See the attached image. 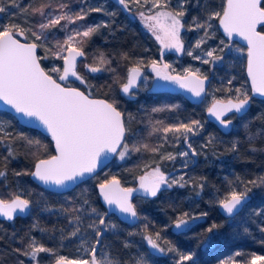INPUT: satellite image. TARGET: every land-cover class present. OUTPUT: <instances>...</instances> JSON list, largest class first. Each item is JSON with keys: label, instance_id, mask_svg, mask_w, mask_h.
Masks as SVG:
<instances>
[{"label": "trees", "instance_id": "trees-1", "mask_svg": "<svg viewBox=\"0 0 264 264\" xmlns=\"http://www.w3.org/2000/svg\"><path fill=\"white\" fill-rule=\"evenodd\" d=\"M193 1L197 2L198 0ZM210 5L211 3L207 0H199L198 6L192 8L186 17H181L185 27L183 40L188 50L194 44L193 21L198 17L200 23L207 25ZM225 6L226 0H218L214 8L222 13ZM112 10L116 17L110 22L112 34L97 37L87 45L85 51L87 63L102 67V71L83 72L82 68L77 67L78 74H82L86 83L82 84L77 79L61 82L66 86L80 88L85 93H90L92 97L105 98L110 102H115L116 107L125 115L128 129L125 142L128 143L129 148L133 144H148L149 149L157 147L160 143L159 136L163 134L153 130L161 127L156 124L157 121L162 122L163 126H167L181 121L187 123L195 119L204 122L207 135L211 136L208 145L213 147V150L209 148L207 152L211 154L215 150L219 155L229 156L235 171L245 181L264 177V151L260 150L264 149V99L253 97L250 89L248 92L251 101L249 111L241 116L233 114L231 118H235L236 126H233L229 133H225L217 124L208 119L207 110H200V104H192L181 94L157 95L152 91L141 94L139 86L136 93L128 96L123 95L121 88L127 82L129 69L141 67L151 70L153 60L160 58L163 63H168L173 59L166 60V57L159 55L161 44L153 32L144 28L139 19L119 7L112 8ZM260 30L264 32V25L260 27ZM217 37L226 40L229 44L238 45L244 50V55H239L237 58V72L250 85L246 74L247 47L226 38L221 32L219 24ZM231 55L228 52L226 57H231ZM101 56L106 61L103 65H100L99 62ZM184 61L185 64L191 63L188 57H185ZM42 65L48 74L60 81L58 76L61 75L62 65H59L61 71L54 73L48 71L44 63ZM205 75V77H211L212 81L215 80V74L210 66ZM231 97L232 95L229 93H222V98L225 100ZM154 108L163 110L154 112L152 111ZM0 114L8 116L19 128L10 133V139H6L3 144H0V171L5 173L0 177V196L2 199L11 200L15 195H19L24 199L31 200L33 208L32 213L28 216H19L12 221L0 219V264H20L21 261L23 264H34L27 256L16 251V249L30 251L27 248L30 238L39 240L41 245L46 248L55 249L57 255H63L69 259H90L89 253L87 251L80 253L79 247L74 242H69L73 244L72 248L68 246L63 248L60 241L56 240L55 243L53 240H47V236L60 235L61 231L72 228L73 223L76 222L74 216H80L83 222L96 220L95 215L86 214L90 213L91 208H96L101 214H106L105 218L108 217L105 219L106 223L110 222L116 225L110 235L107 233L104 235L98 257L107 252L111 258L119 260L121 264H135L136 259L143 254L147 256L144 258L146 264H178L179 256L176 252L154 253L149 246L148 253L143 247L140 251L137 250L136 244L139 242L133 240L134 236L139 233L147 235L155 232L164 234L163 239L169 241L170 245H174L180 252L194 254L193 260L187 264H249L253 255L264 256V243H262L264 232L260 231V228L264 227V186L254 187L249 184L258 193V196L254 197L249 192L244 208L231 218H226L220 213L217 198L209 189H204L206 202L202 205V209L206 211L207 216L194 222L193 213L186 200L179 193L173 190L166 191L164 188L155 198L138 196L133 200L140 219L137 224L130 225L115 214L108 216V210L101 201L98 186L113 177L120 179L126 187L137 186L140 182H138L139 176L146 173V171H141L142 166L148 162L152 151L143 149L140 152L130 151L131 157L126 161L125 167L113 168V161L105 170L83 182L73 191L58 194L36 184L30 175L39 159H46L55 154L51 138L37 129L22 126L17 118L8 112L0 111ZM129 114L133 117L131 121L127 119ZM257 133L260 135H256ZM21 134L32 140H39L41 146H29L25 140L20 139ZM249 136H256V138L249 141ZM233 143L237 145L238 149L235 152L230 151ZM9 144L14 149V157L8 156L7 145ZM253 148L257 150L253 151ZM209 160L211 161L209 158L205 161L202 158L199 160L197 156V163L190 165L191 167L184 172L187 173L189 179L209 181L214 189L228 194L229 189L217 176L216 170L213 172ZM171 165L172 162L161 164L166 173L175 170ZM176 172H183V170H176ZM16 173L27 174L16 175ZM226 174L231 175L228 171ZM146 200L156 202L158 210L150 207L145 202ZM250 201L256 203L247 207L246 205ZM81 208L85 212L74 213L71 211ZM183 213H188L191 227L183 233L176 232L173 229L174 221ZM234 218H238L237 222L231 223L230 221ZM257 220L260 224L255 223ZM146 224L147 229H145ZM213 224L221 225V227L208 232L207 229ZM245 228L248 229V232H245ZM130 233L136 234L130 235ZM94 239L95 237H93ZM125 243L129 247H125ZM170 245L165 244L167 248ZM37 259L41 264L55 263V258L49 254H39Z\"/></svg>", "mask_w": 264, "mask_h": 264}, {"label": "snow or ice", "instance_id": "snow-or-ice-1", "mask_svg": "<svg viewBox=\"0 0 264 264\" xmlns=\"http://www.w3.org/2000/svg\"><path fill=\"white\" fill-rule=\"evenodd\" d=\"M14 6L15 0H11ZM118 2L128 7L127 0H118ZM139 3V0H135ZM148 0H145L147 3ZM153 8H167V0L161 4L160 0H151ZM45 7H52L51 4L42 5L33 8V13H38L46 22L39 23V31L28 29L31 36L35 40H48L47 30L61 26V30L67 28V24H75L76 21L85 20L86 17L93 12H105L102 7H87L81 8L78 12L71 13L64 11L68 9V4L61 3L58 5L60 14L51 15L46 14ZM6 11V5L0 4V13ZM106 15H114V13H105ZM185 12L179 11H158L155 15L144 16L141 12L140 16L152 23L148 24L149 29L156 35V39L161 42L164 48L177 52H184L183 42L180 38V31L184 27L180 17H183ZM213 17L219 18L220 25H222L224 32L229 36L238 35L247 41L248 44V75L251 77L252 91L259 96L264 97V32L257 31L258 25H264V3L262 0H227V5L221 12H214L208 16L210 21ZM61 21H66L67 24L61 25ZM207 23V22H206ZM108 25L101 22L95 25H80L77 28L68 32L64 40H57L55 44L56 51L52 52L53 56L58 57L64 61L63 72L58 76L60 81L68 80L69 76L76 77L82 84L86 83L82 76L77 73V57H84L85 52L82 46L85 43L84 38H91L102 27ZM197 28H204L205 24L198 23ZM211 27V24L207 25ZM25 29L18 24H9L7 26L0 25V100H3L18 113H23L27 117L36 118L51 134L55 140V150L57 155H51L47 159H39L35 165V171L31 172L36 180L42 182L44 185L67 187L68 182H75L78 178L84 179L86 174H92L96 171L98 163L102 155L109 153H117V149L122 147V151L118 152L120 159L123 160L130 152H140L143 150H150L152 152H159L162 145L149 149L148 144H133L129 148L125 141V135L128 132L126 128L125 115L119 111L115 102H108L102 99H91L90 93L86 94L77 88L65 87L53 79L44 68L40 65V58L37 57V48L41 45L37 43H21L17 39L18 35H24ZM207 35V33H205ZM79 38V39H77ZM197 43V47L200 43ZM223 43V41H221ZM79 45V47L77 46ZM46 51H52L46 49ZM67 55H63V53ZM187 55L192 56V51H188ZM206 56L213 57V59H222L216 57L212 51L205 53ZM46 58V57H45ZM194 59H200L199 56H194ZM100 65L106 63L103 56L99 57ZM203 63H209L208 60H203ZM90 72L96 73L102 71L100 66L85 65ZM151 67L155 71L156 76L164 81H172L178 83L182 88L188 89L196 97H200L204 93V82L207 77L201 79L190 68L185 69L186 75H171L168 69L171 65L164 63L162 66L157 61L151 62ZM53 72H60L59 68H53ZM198 71V70H197ZM140 69L133 67L129 69L127 83L122 85V91L127 94L137 85L140 77ZM238 94L235 100H228L227 103L221 100H215L208 108V113L215 117L225 129L232 124V119H225L229 112L244 113L249 105L250 97L247 92L240 88L235 89ZM173 108L178 106H171ZM161 108H154L152 111H162ZM131 121L133 117L131 114L127 117ZM156 124L161 125L159 128H154L155 132H162L164 134V141L168 140V133H179L187 141L189 134L197 135L202 130L203 125L199 120H190L189 122H179L177 124H170L163 126L162 122L157 121ZM256 135H260L257 133ZM175 136L174 139H179ZM256 136H249V141H253ZM6 139H10V134L5 133L3 122H0V144H3ZM20 139L25 140L26 143L36 146H41L39 140H32L23 134ZM188 149L191 150L192 155H196V149L189 143ZM237 145L233 143L230 151H237ZM253 151L257 149L253 148ZM264 151V149H260ZM8 156L14 157V149L11 145H7ZM183 157H188L189 152L184 151L180 153ZM7 159V157H5ZM162 160H175L176 156L168 153L161 155ZM187 166V164H185ZM27 173H16V175H23ZM5 173L0 171V177ZM237 182L243 185V191L232 189L223 199L219 200V206L224 213L232 217L239 208L243 206L248 197L251 188L249 184L254 187L264 186V177H257L255 180L244 181L240 177L236 178ZM187 181L181 176L179 180L169 179L157 167L148 176L140 178L139 189L122 188L120 182L115 177L99 185L100 194L103 200L109 205H115L120 213L127 214L134 219H140L136 206L131 202L132 193L134 191L143 190V195L156 197L161 190V186L171 188L174 184L179 187H184ZM199 188L203 190V183L199 184ZM87 203V201H85ZM32 201L29 199H22L19 195H15L11 200L0 199V216L7 220H13L17 212L26 213L30 210ZM47 210V209H46ZM68 211V210H64ZM72 212H85L83 208L72 209ZM90 215H95L96 220L90 222L87 227L92 229L95 237L89 249L86 251L90 256V264H121L119 260L113 259L107 252L103 253L101 257L97 256V245H103V240L100 239L105 235L108 229H115L116 225L110 222L106 223L105 215L101 214L96 208H91ZM207 216V213H202ZM146 219V218H145ZM77 222L76 227L70 233V236L76 237L81 232L82 220L80 216H74ZM103 226V227H101ZM174 227L177 232L183 233L187 231L191 225L189 224L188 213L174 221ZM221 225L213 224L208 228V232L219 228ZM147 229V224L145 225ZM264 232V227L260 228ZM245 232L248 229L245 228ZM136 233H130L135 235ZM66 239L67 237H63ZM147 244L151 249L158 253L165 251L176 252L179 256L178 264H184L185 261L193 260L194 254H185L180 252L170 242L164 240V244L170 246L165 249L161 246L162 237L160 232L154 234H147L144 236ZM264 243V241H262ZM125 247H129L125 243ZM27 250L16 249V251L24 256H27L31 261L36 262L40 253H48L55 258V264H89V260L85 259H69L63 255H57L56 250L46 248L43 245L37 244L35 238H30L27 245ZM239 255V253H237ZM23 264V261L20 262ZM135 264H146L143 256L136 259ZM249 264H264V256L253 255Z\"/></svg>", "mask_w": 264, "mask_h": 264}, {"label": "rangeland", "instance_id": "rangeland-1", "mask_svg": "<svg viewBox=\"0 0 264 264\" xmlns=\"http://www.w3.org/2000/svg\"><path fill=\"white\" fill-rule=\"evenodd\" d=\"M211 5L208 8L209 15L214 12H218L215 7V4L218 0H207ZM128 2V7L125 8L124 5L120 4L118 0H15V4L18 5V7L14 6L11 0H0V4L6 5V11L3 13H0V25L2 26H7L9 24H18L20 27L25 29V34H26V40L29 42H35L39 46V58L42 63H44L47 67V70L54 73L52 71L53 68H60L59 65H62V71L63 72V66H64V61L62 59H59L56 56H53L52 52L56 51L55 44L57 40H64L72 29L77 28L80 25H95V24H100L101 22L107 24V27H102L99 29L98 32H96L91 38H84L85 43L82 46V50L85 52L86 47L89 43H91L93 40H95L97 37H101L105 34H112V29H111V20H114L116 17L115 15H106L105 13H113L112 8H120V9H127L130 13L131 16H135L137 19H139L143 25L144 28L150 32H152L148 24L152 23L151 21H147L143 19L140 16V13L143 12L144 16H152L155 15L158 11H179L183 10L185 12V15L183 17H186L187 14L191 11L192 8H195L198 6L199 0L197 2L193 0H167L168 6L167 8H153L152 7V2L151 0H148L147 3H145V0H139V3H136L135 0H127ZM61 3H66L68 4V9H65L64 11H69L70 14L74 12H78L81 8H87V7H102L105 12H93L90 13L85 20H79L76 21L75 24H67L66 21H61V25L67 24V28L65 30H61V26H57L55 28L47 30L48 34V40H35L34 37L31 36L30 32L28 31L29 28H31L34 31H39L38 27H36L39 23L41 22H46V20L41 17L38 13H33L32 9L40 7L42 5H48L51 4L52 7H45L44 11L46 14H51V15H58L60 14L58 5ZM160 3L163 4L164 0H160ZM193 4V6H192ZM181 19V17H180ZM181 22L183 23L182 19ZM193 29L192 32L194 34V44L191 48H187V46L184 43L183 40V34L185 31V27H183L180 31V38L183 42L184 46V52H177L174 49L169 50L164 48V46L159 42L161 45V50H159V55L161 57H166V60H169V58L173 59L172 61L169 60L167 64L171 65V67L168 69L169 73H174V74H186L185 69H191L194 73H198L199 75L206 76L205 72H207L208 67L210 66L211 69L213 70V74H215V80L212 81L211 87L209 89V92L206 96V99L204 102H202L199 105L200 110H208V108L211 106V104L217 100V99H223L222 98V93H229L232 95L231 98H236L238 95L235 91V89L240 88L242 91L249 92L251 89V86L248 85V82L243 79V77L239 76V73L237 72L238 70V63H237V58L240 55H244V50L234 44H229L227 43L226 40L222 38L217 37L218 33V24H219V18L213 17L210 21H208V24H211V27H208L205 25L204 28H197V24L200 23V19L197 17L193 21ZM203 24V23H201ZM184 25V24H183ZM207 33V35H205ZM156 36V35H155ZM79 39V38H77ZM200 43V46L197 47V43L202 41ZM159 41V40H157ZM223 41V43H221ZM79 47V45H77ZM46 49H51L52 51H46ZM225 50H227L225 52ZM188 51H192L193 55L189 56L187 55ZM208 51H212L213 55L216 57H222V59H213V57L206 56L205 53ZM225 52V53H224ZM228 52L231 55V57H226ZM63 55H67V53H63ZM194 56H199L200 59H194ZM46 57V58H45ZM185 57H188L191 63L185 64L184 59ZM203 60H208L209 63H203ZM155 61L158 62L160 66H162L164 63L161 61V59H156ZM174 61V62H173ZM85 65H89L85 59V56L79 60L78 62V67L82 68L83 72H88L90 71L88 67H85ZM146 73V76L142 83L140 84L139 87V93L141 94H147L150 93L151 86L153 83V77L151 75V70L150 68L146 69L144 68ZM198 70V71H197ZM150 72V73H149ZM80 76L82 74L79 73ZM233 126L235 127V118H231ZM0 122H3V127L5 133H12L15 130H18L19 128L15 125V123L5 115L0 114ZM201 124L203 125L202 130L199 131V134L197 135H191L189 134L188 140L185 141L183 136L179 133H168V140L164 141L163 136L164 134H161L159 136L160 143L159 145H162L160 147L159 152H153L148 159V162L142 166L143 171H150L153 172V170L157 167L160 168V171H162L164 174H167L163 166H161L162 163L164 162H172V167L175 168V170L178 169H183L187 168L188 166L194 164L195 162V156L199 158V160L202 158L203 161L209 160L211 163L213 172L216 170L217 176H219L222 179V182L225 183V186L229 189V191H232L233 188H235L237 191H243V185L239 184L236 180L237 177H242L235 171L234 167L232 166L231 163V158L227 156L226 154H218L215 150L213 153L207 152V149H212L213 147L208 145V142L210 143V134L207 135V131L205 129V125L203 121H200ZM175 136H179V139H174ZM191 144L193 148L196 149V155H192L191 150L188 149L187 144ZM188 151L189 156L188 157H183L180 155L181 152ZM168 153H171L176 156L175 160H162L161 155H166ZM200 154V156H199ZM202 156V157H201ZM117 157V158H116ZM112 163V167H125V163L128 159H130V153H128L123 160L120 159L119 155H117ZM187 164V166H185ZM112 168V169H113ZM219 170V171H217ZM229 172L231 175H227L226 172ZM227 175V176H226ZM183 176L184 180L187 181L184 187H179V185H173L171 188H167L165 186L166 191L173 190L177 193H179L188 203V206L191 209V212L193 213L194 216V221L196 220H202L204 216L202 213H206L205 210H203L202 205L206 202L204 200V189H209L217 198L218 204L219 200L223 199L224 196L227 194H224V192L220 191L219 189H214L213 185L209 181H194L192 179H189L187 177L186 172H176L173 174L172 177L168 178L169 181L176 179L179 180V178ZM141 176L138 178V182L140 181ZM244 180V179H242ZM245 181V180H244ZM203 183L204 188L201 190L199 188V184ZM248 187H250L248 185ZM251 188L250 193L254 196L257 197L258 193ZM9 200V199H5ZM147 204H149L150 207L153 209L158 210V206L156 202H148L147 200L145 201ZM256 202H248L246 205L249 207L250 205L254 204ZM263 219V218H262ZM238 218H234L231 223H236ZM264 221V219H263ZM90 222H83L81 224V232L78 233L76 237L70 236V233L74 230L76 227V222L73 223V227L70 229H66L64 231H61L60 235H52L51 237L47 236V240H53L55 243L57 241L61 242V246L64 247H69L72 248L73 244L69 242H74L76 246L79 247V252H86V249H89L94 242L93 240V232L92 229L88 228L87 225ZM255 223H259V220ZM112 224V223H111ZM260 224V223H259ZM173 229H175L173 225ZM113 229H108L106 233L108 235L111 234ZM163 235L161 234V246L167 249L165 244L163 243ZM144 234L139 233L136 234L133 238V240H137L139 244H136L137 250L140 251L141 248L143 247L145 251L148 253L150 250H148V244L147 241L144 239ZM63 237H67L64 239ZM63 238V239H62ZM57 240V241H56ZM134 240V241H135ZM37 244H40L39 240H36ZM167 251L164 252L166 254ZM47 255L48 253H40ZM39 256V255H38ZM144 258L147 257L144 254L141 255ZM188 262L191 261H185L184 264H187ZM34 264H41L40 261L34 262Z\"/></svg>", "mask_w": 264, "mask_h": 264}, {"label": "water", "instance_id": "water-1", "mask_svg": "<svg viewBox=\"0 0 264 264\" xmlns=\"http://www.w3.org/2000/svg\"><path fill=\"white\" fill-rule=\"evenodd\" d=\"M262 2H263V0H262ZM226 5H227V0H226ZM226 7V6H225ZM262 25H258L257 26V31H260V32H263V31H261L260 30V27H261ZM219 28H220V30H221V32L224 34V36L226 37V38H228V39H231V40H233V41H236V42H238V43H240L241 45H243V46H245V47H247V54H248V44H247V41L246 40H244L242 37H240V36H238V35H233V36H231V37H229L225 32H224V29H223V27H222V25H220V21H219ZM17 39H19L20 40V42L21 43H33V42H28V41H26V34L24 33V35H18L17 36ZM36 55H37V57H39V47L37 48V51H36ZM83 57H77V67H78V62H79V60H81ZM39 62H40V65H41V67L42 68H44L43 67V65H42V63H41V61L39 60ZM139 69H140V77H139V80L137 81V85L131 90V92H133V91H135L137 88H138V86L140 85V83L144 80V78H145V71H144V69L143 68H141V67H138ZM45 70V69H44ZM77 70V69H76ZM153 70V69H152ZM46 71V70H45ZM47 72V71H46ZM154 72V75H155V80H154V82H153V84H152V91L153 92H156V93H171V94H181L182 96H184V98H186L188 101H190L191 103H193V104H201L202 102H204V100L206 99V96H207V94H208V92H209V89H210V87H211V84H212V78L211 77H207V80H205V82H204V93L200 96V97H196V96H194V94L193 93H191L190 91H188V89H186V88H182L178 83H174V82H172V81H164V80H162V79H160V78H158L157 76H156V73H155V71H153ZM48 73V72H47ZM77 73H78V70H77ZM171 75H180V74H173V73H170ZM246 74H247V77H248V80H249V84H250V86H251V90H252V84H251V77L248 75V56H247V67H246ZM50 75V74H49ZM79 75V74H78ZM184 75H186V74H183V75H180V76H184ZM196 75H198L201 79H203L205 76H201V75H199L198 73H196ZM53 77V76H52ZM53 79H55L54 77H53ZM69 79H76V77H72V76H69V78H68V80ZM57 82L58 83H61L63 86H65V87H70V86H66V85H64L61 81H58L57 80ZM127 83V82H126ZM73 88H77V87H73ZM77 89H79L80 91H83V90H81L80 88H77ZM121 92H122V94L123 95H125V96H127L128 94H130V93H127V94H125L123 91H122V88H121ZM87 94V93H86ZM252 95H253V97H255V98H260V99H264V97H262V96H259L258 94H255L253 91H252ZM90 98L91 99H102V100H107V99H105V98H97V97H92V96H90ZM219 100H221V99H219ZM229 100H235V99H229ZM108 102H110L109 100H107ZM221 101H224L225 103H227V101L228 100H221ZM212 105V104H211ZM250 107H251V101L249 100V105L247 106V110H246V112H244V113H237L238 115H244L245 113H247L248 111H249V109H250ZM118 110H119V108H118ZM0 111H4V112H8V113H10V114H12L15 118H17V120H18V122L22 125V126H25V127H28V128H33V129H37V130H39V131H41L42 133H44V134H46L47 136H49L50 138H51V140L53 141V144H54V149H55V140L52 138V136H51V134L46 130V128L36 119V118H34V117H27V116H25L23 113H18V112H16V110L14 109V108H12L11 107V105H8L6 102H4L3 100H0ZM119 111H121V110H119ZM232 113H235V112H229V113H227V115L225 116V119H226V117L227 116H229L230 114H232ZM207 117H208V119L210 120V121H212V122H214L215 124H217L219 127H220V129L223 131V132H225V133H229L231 130H232V128H233V124H231V125H229V127L227 128V129H225L224 128V126L223 125H221L220 123H219V121H217L216 119H215V117H213V116H211L209 113H208V110H207ZM126 122V121H125ZM126 128H127V126H126ZM128 133V132H127ZM127 133H126V135H125V140H126V137H127ZM125 142V141H124ZM122 148V147H121ZM121 148H118L117 149V153L118 152H120V150H121ZM117 153H109V154H107L106 156L105 155H102L101 156V158H100V161H99V163H98V166H97V168H96V171L94 172V173H92V174H86V177L84 178V179H77L75 182H68V184H67V187H63V188H61V187H57V186H54V185H52V186H49V185H44V184H42V182H39L38 180H36L32 175H31V178H32V180L36 183V184H38L39 186H41L42 188H44V189H46V190H49V191H51V192H54V193H58V194H66V193H69V192H71V191H73L74 189H76V187L77 186H79L80 184H82L83 182H86V181H88V180H90L91 178H93L94 176H96L97 174H99L100 172H102L103 170H105L112 162H113V160L115 159V157L118 155ZM58 153L56 152V150H55V154L54 155H57ZM47 159V158H46ZM38 162V161H37ZM36 162V163H37ZM36 165V164H35ZM33 171H35V167H34V170ZM143 176H148L147 174L146 175H143ZM171 176V174H169V175H167L166 177L168 178V177H170ZM117 180H119V182H120V187H122V188H133V189H139V186H140V182H139V184L137 185V186H135V187H126L122 182H121V180L120 179H118V178H116ZM165 188V186H161V190H160V192L163 190ZM98 191H99V194H100V190H99V186H98ZM159 192V193H160ZM158 193V194H159ZM158 194H157V196H158ZM138 196H140V197H144V198H149V199H151V198H155V197H151V196H147V195H143V190L142 189H140L139 191H134L133 193H132V197H131V202L133 203V200L136 198V197H138ZM22 198V197H21ZM100 198H101V201H102V203L104 204V206L107 208V210H108V215H113V214H115V215H117L123 222H125V223H128V224H130V225H135V224H137L138 222H139V219L137 220V219H134V218H131V217H129L127 214H123V213H120L119 212V210L118 209H116V207H115V205H113V206H109L104 200H103V197L101 196V194H100ZM0 199H2L1 198V196H0ZM22 199H24V198H22ZM246 202H247V199H246V201L244 202V204H243V206L242 207H240L239 208V211L238 212H236L235 214H234V216H236L237 214H239L240 213V211L244 208V206H245V204H246ZM134 204V203H133ZM32 211H33V208H32V205H31V208H30V210L28 211V212H26V213H19V212H17V214L15 215V218H17V217H19V216H28V215H30L31 213H32ZM219 211H220V213L224 216V217H226V218H231V217H229V216H227L225 213H224V211L221 209V207L219 206ZM234 216H232V217H234ZM14 218V219H15ZM107 218V217H106ZM0 219H2V220H7L5 217H3V216H0ZM13 219V220H14ZM8 221H12V220H8ZM103 227V226H102ZM176 231V230H175ZM177 232V231H176ZM105 234H106V232H105ZM104 237V236H103ZM103 237H101L100 239H102ZM97 247V253H98V251H99V248H100V245H97L96 246ZM154 252H156L155 250H153ZM55 264V263H54ZM89 264H90V261H89Z\"/></svg>", "mask_w": 264, "mask_h": 264}, {"label": "flooded vegetation", "instance_id": "flooded-vegetation-1", "mask_svg": "<svg viewBox=\"0 0 264 264\" xmlns=\"http://www.w3.org/2000/svg\"><path fill=\"white\" fill-rule=\"evenodd\" d=\"M124 11L126 12V13H129V11L127 10V9H124ZM130 14V13H129ZM160 42V41H159ZM144 69V68H143ZM144 71H145V69H144ZM151 75H152V77H153V82H154V80H155V75H154V72H153V70L151 69ZM146 71H145V76H146ZM142 83V82H141ZM140 83V84H141ZM153 84V83H152ZM140 86V85H139ZM138 86V87H139ZM138 89V88H137ZM137 89L135 90V91H133V92H131L130 94H128V95H131V94H134V93H136V91H137ZM151 90H152V86H151ZM152 93H154V94H157V95H162V94H169V93H156V92H153L152 91ZM127 95V96H128ZM186 99V98H185ZM230 99H235V98H230ZM187 100V99H186ZM221 100H223V99H221ZM229 100V99H228ZM190 102V101H189ZM193 104V103H192ZM194 105H196V104H194ZM198 105V104H197ZM233 114H237V113H232V114H230L229 116H227L226 117V120L227 119H229V118H231V116L233 115ZM238 115V114H237ZM126 121V120H125ZM233 124V123H232ZM205 125V124H204ZM205 129H206V125H205ZM114 161V160H113ZM195 164L197 163V157L195 156V162H194ZM194 164V165H195ZM192 166V165H191ZM191 166H188L187 168H183V169H178V170H180V171H186V170H188ZM141 171H143V169H141ZM151 172L150 171H146V173H144V174H142L141 175V177L143 176V175H149ZM174 173H176V170H172L171 172H169V173H167V174H165V176H167V175H169V174H171V176L170 177H172L173 176V174ZM170 177H168V178H170ZM108 216H110V215H108ZM108 218V217H107ZM107 218H105V219H107ZM102 240H103V238H102ZM101 246V245H100ZM149 246V245H148ZM150 247V246H149ZM100 249V248H99ZM99 252V251H98ZM154 252V251H153ZM154 253H157V252H154ZM97 256H98V253H97ZM99 258V257H98ZM89 261H90V259H88Z\"/></svg>", "mask_w": 264, "mask_h": 264}]
</instances>
